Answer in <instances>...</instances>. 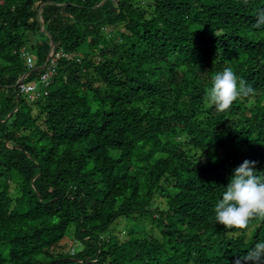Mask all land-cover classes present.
Wrapping results in <instances>:
<instances>
[{"label": "trees", "instance_id": "trees-1", "mask_svg": "<svg viewBox=\"0 0 264 264\" xmlns=\"http://www.w3.org/2000/svg\"><path fill=\"white\" fill-rule=\"evenodd\" d=\"M101 1L0 0V264H234L264 240L213 212L244 160L264 175V0ZM51 40L69 56L21 97ZM224 67L255 93L217 114Z\"/></svg>", "mask_w": 264, "mask_h": 264}, {"label": "clouds", "instance_id": "clouds-1", "mask_svg": "<svg viewBox=\"0 0 264 264\" xmlns=\"http://www.w3.org/2000/svg\"><path fill=\"white\" fill-rule=\"evenodd\" d=\"M248 0H244L247 4ZM264 26V8L257 9L255 28ZM255 93V89L239 78L234 69L224 67L211 78V86L206 90L205 100L214 107L217 114L230 110L232 105L242 98ZM255 161L244 160L234 169L219 199L214 205V220L225 230L240 235L253 220L264 222V175L254 171ZM211 219V217H210ZM264 240L257 242L243 257L234 264H264Z\"/></svg>", "mask_w": 264, "mask_h": 264}, {"label": "built area", "instance_id": "built-area-1", "mask_svg": "<svg viewBox=\"0 0 264 264\" xmlns=\"http://www.w3.org/2000/svg\"><path fill=\"white\" fill-rule=\"evenodd\" d=\"M23 56L26 60L28 67L34 68L36 64V62L34 61V56L25 50L23 52ZM64 56H69V54L64 51L56 52L55 50L51 55V59L46 63V68L41 70L42 72L38 79L39 84L33 83L32 81L28 83L27 81H25L24 78L23 82L19 85L20 90L27 94V97L32 101L38 99L42 95L48 94L49 87L53 83L58 73V67L56 66V62L60 57Z\"/></svg>", "mask_w": 264, "mask_h": 264}, {"label": "rangeland", "instance_id": "rangeland-1", "mask_svg": "<svg viewBox=\"0 0 264 264\" xmlns=\"http://www.w3.org/2000/svg\"><path fill=\"white\" fill-rule=\"evenodd\" d=\"M60 5V4H59ZM42 7H44V5H42ZM41 7V8H42ZM40 8V9H41ZM81 52H84V51H81ZM31 54V53H30ZM32 55V54H31ZM51 59V58H50ZM34 61L36 62V59H35V57H34ZM47 61V60H46ZM51 62V61H50ZM50 62H49V64H50ZM58 64H59V59L57 60V62H56V66H58ZM46 68V67H45ZM19 81V79L17 80V82ZM16 82V83H17ZM28 83L29 82H31V81H27ZM33 83H36V84H39V81L36 79V80H33L32 81ZM20 85V84H19ZM20 87V86H19ZM21 97H23V98H26V99H28V97H27V94H25L24 92H22L21 90H20V94H19ZM228 151L226 150V149H223V150H221V151H219V153L217 154L218 155V158H221L222 156H224L226 153H227ZM208 158H209V155L208 154H206L205 155V157H204V159L205 160H208ZM157 203H159V205L161 206V207H164L165 206V202H164V200H162V198H158L157 200ZM116 232L118 233V234H120V236L122 237V239H124L125 237H126V235H127V231H128V229H127V221L126 220H124V219H122V220H120L119 222H117L116 223ZM145 226H146V228L147 229H150L151 228V225H150V223L149 222H146L145 223ZM73 229V227H71L70 229H69V232H68V236H66L67 238L64 240V244H65V251H70L71 253H74V252H76L77 250H79V249H81L83 246H82V244H80L79 242H77L76 241V239L74 238V236H73V234H72V230ZM71 231V232H70ZM155 232H158L157 230H155Z\"/></svg>", "mask_w": 264, "mask_h": 264}, {"label": "water", "instance_id": "water-1", "mask_svg": "<svg viewBox=\"0 0 264 264\" xmlns=\"http://www.w3.org/2000/svg\"><path fill=\"white\" fill-rule=\"evenodd\" d=\"M105 1H107V0H102V1H101L98 5H96L95 7H98V6L102 5ZM42 8H43V7H42ZM42 8L39 10V14H41ZM41 21H42V27H43V29H44L43 19H41ZM51 47H52V48H51L50 53H49V55H48V57H47V61H46L43 65H41V66L34 67L33 71H40V70H42V69H44V68L46 67V63L50 60L52 53H53V52L55 51V49H56L55 42H54L53 40H51ZM25 77H26V74H24V75L20 78V80L15 84V86H16V87L19 86V84H21V83L23 82V80H24Z\"/></svg>", "mask_w": 264, "mask_h": 264}, {"label": "bare ground", "instance_id": "bare-ground-1", "mask_svg": "<svg viewBox=\"0 0 264 264\" xmlns=\"http://www.w3.org/2000/svg\"><path fill=\"white\" fill-rule=\"evenodd\" d=\"M20 80V79H19Z\"/></svg>", "mask_w": 264, "mask_h": 264}]
</instances>
